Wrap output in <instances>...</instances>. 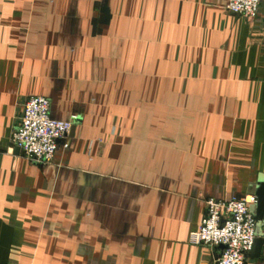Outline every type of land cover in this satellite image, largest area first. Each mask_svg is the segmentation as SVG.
<instances>
[{"label": "crops", "instance_id": "obj_1", "mask_svg": "<svg viewBox=\"0 0 264 264\" xmlns=\"http://www.w3.org/2000/svg\"><path fill=\"white\" fill-rule=\"evenodd\" d=\"M226 4L0 0V264H217L206 200L258 192L262 233L264 1ZM34 95L79 116L44 164L11 142Z\"/></svg>", "mask_w": 264, "mask_h": 264}, {"label": "built area", "instance_id": "obj_2", "mask_svg": "<svg viewBox=\"0 0 264 264\" xmlns=\"http://www.w3.org/2000/svg\"><path fill=\"white\" fill-rule=\"evenodd\" d=\"M264 0H227L226 8L245 18L257 15ZM79 119L72 114L69 119H58L52 115L49 98L30 96L23 108L21 123L11 135L12 146L22 154L39 163L52 162L60 148V141L71 133ZM64 146H68L65 142ZM258 203L256 194L242 198H209L200 226L192 230L189 242L193 245L211 247L224 246L216 258L217 264H246L259 235L257 219L252 207Z\"/></svg>", "mask_w": 264, "mask_h": 264}, {"label": "water", "instance_id": "obj_3", "mask_svg": "<svg viewBox=\"0 0 264 264\" xmlns=\"http://www.w3.org/2000/svg\"><path fill=\"white\" fill-rule=\"evenodd\" d=\"M73 132H74V127L72 128V130H71V134H73ZM259 184H260V188H262L263 189V180H261L260 182H259ZM261 189V190H262ZM257 196H258V203L257 204H259L260 203V201H261V195H260V193L258 192V194L257 193H255ZM253 211V210H252ZM254 212V211H253ZM254 214H255V212H254ZM255 217H256V219H257V216H256V214H255ZM257 230L258 231H260V228H259V226H258V219H257ZM224 246H219V248L221 249V248H223ZM263 248H264V237L262 236V235H259L258 237H257V239H256V243H255V247H254V249L249 253V255L251 256V257H253V258H256V257H260L261 256V254H262V251H263ZM248 255V256H249Z\"/></svg>", "mask_w": 264, "mask_h": 264}, {"label": "rangeland", "instance_id": "obj_4", "mask_svg": "<svg viewBox=\"0 0 264 264\" xmlns=\"http://www.w3.org/2000/svg\"><path fill=\"white\" fill-rule=\"evenodd\" d=\"M263 231V230H262ZM262 234V233H261Z\"/></svg>", "mask_w": 264, "mask_h": 264}]
</instances>
